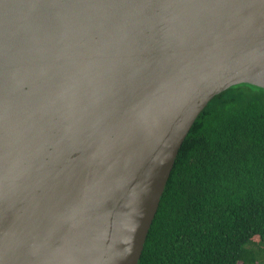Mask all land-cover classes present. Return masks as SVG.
<instances>
[{
  "label": "water",
  "instance_id": "1",
  "mask_svg": "<svg viewBox=\"0 0 264 264\" xmlns=\"http://www.w3.org/2000/svg\"><path fill=\"white\" fill-rule=\"evenodd\" d=\"M241 84L264 89V0H0V264H139Z\"/></svg>",
  "mask_w": 264,
  "mask_h": 264
},
{
  "label": "trees",
  "instance_id": "2",
  "mask_svg": "<svg viewBox=\"0 0 264 264\" xmlns=\"http://www.w3.org/2000/svg\"><path fill=\"white\" fill-rule=\"evenodd\" d=\"M139 264H264L263 88L231 87L198 117Z\"/></svg>",
  "mask_w": 264,
  "mask_h": 264
},
{
  "label": "rangeland",
  "instance_id": "3",
  "mask_svg": "<svg viewBox=\"0 0 264 264\" xmlns=\"http://www.w3.org/2000/svg\"><path fill=\"white\" fill-rule=\"evenodd\" d=\"M256 240H258V239H256Z\"/></svg>",
  "mask_w": 264,
  "mask_h": 264
}]
</instances>
